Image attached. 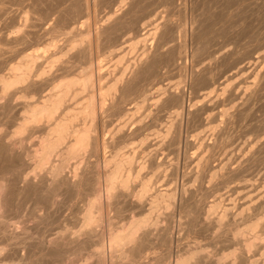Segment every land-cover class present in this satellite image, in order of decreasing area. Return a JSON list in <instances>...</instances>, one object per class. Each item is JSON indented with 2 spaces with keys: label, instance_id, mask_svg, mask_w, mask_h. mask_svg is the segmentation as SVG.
Segmentation results:
<instances>
[{
  "label": "rangeland",
  "instance_id": "374dc122",
  "mask_svg": "<svg viewBox=\"0 0 264 264\" xmlns=\"http://www.w3.org/2000/svg\"><path fill=\"white\" fill-rule=\"evenodd\" d=\"M11 1H8V4L7 2H0V7H2L0 8V20L2 19L0 21V37L3 36V34L9 36L25 34L27 39L25 37L24 41H21L20 44L9 43L7 46H3L5 48V66L0 68V74L6 72L9 65L16 63L26 53L30 52L35 54L41 53V57L37 59V64H41L40 66H46L45 57L50 56L54 50L55 52L59 51L60 46L66 45L65 43L68 42L71 35L76 34L79 31H83L87 33L86 40H88L86 43L89 44V46L91 45L90 60L92 59L91 69L93 70L94 78V86L91 90L95 98L98 95L96 93L98 92V89H96L98 88V85L95 81L97 76L103 75L100 83L107 85L113 74L118 68L124 65V63L134 62L137 60L144 49H154L158 38L154 39L152 36L146 35V39L144 41L137 44L134 43L138 39L145 36L144 34L147 33L154 23H164V26L166 27H161L160 33L162 32L163 41H169L166 42L164 46V49L168 53L165 56L167 57L169 55V58L167 57V59L165 56L162 58L165 57L166 60L169 61L171 55L169 54L170 51L167 49L182 43L184 44L182 53L183 56L181 55V57L177 59L176 65L178 66L168 65L162 69V77L147 80L144 84V90L146 91L145 97H142L138 89H135L133 94L127 98V102L124 103V107L130 109V111L124 112L125 114H118L117 112H110L111 110H107L101 112L99 111L95 115V131L93 132V135H95L98 141H103L105 142V146H108L105 147L101 145L99 141L97 150L98 153H87L88 157L86 156L85 163L91 167L90 169L88 168V170L90 172L91 170L93 172L96 170L99 175L102 176L104 167L101 164L103 163L104 157L109 156L112 151L118 148H122V150L126 151H130L131 149L133 151L135 150L134 152L136 153V156H138L136 160L137 162L147 160L146 166L141 170V174L142 176L150 177L152 182L150 184V191L147 192L146 196L139 204L135 203V200H132L134 198L125 197L122 198L120 203L117 205H111L110 207L103 205L100 230L106 233L108 218H112V220L121 224L126 222L130 215L140 216L142 213H145L149 207L150 201L152 200V195L155 194L154 192L172 191L174 193V199L171 207L169 209L161 207L162 210L159 208V211H155L156 214L154 213V217L156 216L155 218H157L158 222L156 225L151 227L152 238H150L149 241L143 242L144 244H141L140 249L143 254L140 259L133 264H169L170 262H173L177 254H183V252L185 253L187 249L194 246L201 247V252L205 256L204 264H217L215 263V259L220 255L233 251L234 248V250L238 252L241 248V240L244 237H252L254 234L259 233L262 234L259 240L254 237H252V239H255L256 241L258 240L261 247H251L243 256L238 255L236 258L228 257L223 259L219 264H262L261 261L264 257V146L261 149L257 146L259 143L264 141V85L261 86L260 80H262V78L259 76L264 68V0H143L141 1L142 4H139L140 8H134V14L131 12L132 14L130 13L127 15L128 20L126 19L127 21L125 20V23L121 24L122 29L120 28V25H118L117 29L119 28L121 30L116 29L118 34L116 32L115 33L120 37V40H118L116 44L118 47H116L115 52L119 54L118 56L123 57L120 62H117V56H115L114 53H111L112 49L107 48L109 44L105 39L102 38L100 40L101 43L103 42L102 44L99 41V43L97 42V48L94 38L95 36L92 34L95 32V28L105 24L106 17L108 15L107 13H109L112 9V6L113 9L117 8L114 6L116 4H108V2L101 0L94 1V3L89 0L90 4L88 3L86 12L76 11V14L71 19H68V16L72 13V10L69 9V11L67 9L69 7H67L66 9L68 12L65 11L61 18L62 21L60 20L57 23V27L58 29L60 28L59 30L61 31L58 30L59 32H51L48 28L51 26L54 21L53 17L56 15L51 16L52 18L48 17L45 15V10L50 11L53 4L39 5L40 3L38 4V1L36 4L33 3V0ZM58 1L60 3L62 0ZM145 1L148 2L146 3ZM96 3L99 4L96 6ZM65 5L69 6V4L65 3L60 4L58 7H64ZM70 5L73 7V4ZM44 6H49L50 9L48 7L45 8ZM72 7L70 8L73 9ZM199 13H202L200 16L202 25L199 26V31L196 34L198 36H194L193 34L191 37L190 20L192 16ZM40 14L44 15L41 17ZM129 15H131V17ZM135 15L137 18L140 17L139 25L141 24L142 28L140 26L139 28L141 29L139 31L133 27L134 24L132 20L136 18ZM40 17L42 20H40ZM39 21H42L44 24L42 26L39 24L38 27L28 26ZM166 21L170 24L172 21L173 24L182 23L180 31H182V29L183 31L180 32L178 30V32H176L177 38L174 37V39H171V36H169L171 29H168V27L170 28V24ZM130 22L132 27H130ZM203 23L205 26H203ZM234 24L236 26H234ZM18 25L20 26V31L12 33L13 30L15 31L19 27ZM120 31H122V33ZM211 34L213 37H216L213 38ZM39 35L41 36L39 37ZM205 38L209 46L207 45L203 48L204 51L202 49L200 50L203 53L199 51L196 52L195 43H201ZM94 42L95 45H93ZM51 43L58 45L59 49H57V47L53 48L50 45ZM105 45L107 47H105ZM147 46H149V48ZM220 46L223 47L222 50L236 49L242 53H248L247 51L249 50V53H245L242 62L229 70L228 62H219L214 65L212 64L213 53L218 48H221ZM99 48L101 49L99 50ZM6 51L9 52L6 53ZM63 52L64 51L57 53L56 56H60V60L70 59V62H74H71V71L62 72L61 74L72 75L79 73L80 69L84 66V61L78 56L75 57L74 53L62 55ZM57 63L58 61L55 62L54 65L56 66ZM207 64H210V69L212 68L211 73H214L213 76H215V79L209 86H205L203 82H200V79L194 78L191 75V70L193 68L199 69L202 68L201 66ZM242 64H245L247 68L227 80L228 75ZM94 72L97 73V75ZM61 74H59V76ZM197 80L199 81L197 82ZM226 80L228 81L227 84L229 87L225 86ZM195 81L198 84L195 83ZM48 82L46 85L44 84V87L40 90L41 92H28L26 95L27 97L25 98H14L12 100V104H14L13 108L15 106L17 107L12 109L10 112L12 117H7V120L2 118L0 115V130L6 132L11 131L14 128L13 118L16 116L18 110L23 106V104L26 101L34 100L36 97L44 95L46 94L45 92L48 93L51 90L54 83L51 81ZM254 86H259V91L257 92L258 94H256L257 96L254 95L251 98H247L249 94L248 92H250L248 87L254 88ZM160 87L162 88L159 89ZM164 88L178 91L182 94V114H176L178 103L174 100L170 101L167 99L163 103L155 102V96ZM21 94H23V92ZM80 95L71 101L72 106H76L82 100L81 97L83 94ZM161 104H164L162 108L160 106ZM203 104H206V106L204 105V107ZM234 104L237 105V107L242 108V116L237 117L235 121L230 123V116L228 114L235 109ZM136 105L141 106L136 110L134 109ZM201 106L205 109L203 108L202 110ZM192 108L198 109V111L200 110V112H198V114H200L195 118L193 117L194 119L192 118V121H187L186 123V120L189 118L187 111ZM179 109L178 111H180ZM134 111L135 114L130 115ZM13 112H15V114ZM4 121L7 122L4 123ZM171 123L172 126L170 132L165 135L164 130ZM122 125L123 130L120 133H117V128ZM177 127L180 138L174 144L173 137L175 136ZM36 135L38 136L39 134L37 132L33 133L26 140L25 146L33 147L32 145L35 143L37 138ZM213 141L217 145V147L212 151L213 157L210 159L209 165L204 170L201 179H195L194 173L199 169L198 162L203 156L209 154L210 151L207 150L203 143L206 144ZM149 158H152L153 162L148 161ZM93 163L98 165L97 169L91 166L94 165ZM228 169L230 170L228 171ZM28 171H30L29 168L27 169V172ZM89 171L87 175L88 177H91L93 172L90 173ZM213 172H217V174L212 176ZM222 173L224 176H221ZM64 174H66V176L70 175V168H66ZM100 180H102V178ZM88 181L89 180H86V183L83 186L84 188L80 191L81 195L79 193L76 194L71 192L72 189L69 185H66L68 187L62 185L60 189L63 191H60V189L58 190L59 193H57L54 197V204L50 207L48 206V208L46 201L47 196L49 195L44 196L40 193V195L37 193L35 194L33 189L24 191L19 195H13L12 199L14 200L12 202V207L14 210L13 208L11 209L9 216L14 221L20 222L18 226H24L27 228L26 233H23V235H26L29 238L39 237V235L48 234V232L52 233L51 231H53L54 234L58 231V229L61 230L62 228H71L69 230H74L76 227L75 225H77L76 221L78 220L77 217L79 216V211L84 206L86 199L90 195V191H87L89 190ZM132 186H136V183ZM63 187L65 189H63ZM188 189L196 190L193 198H185V196L189 194ZM197 191L199 192L197 193ZM38 196H41L43 199ZM14 197H16V200ZM101 200L102 202L104 201L103 197ZM194 202H199L200 205L203 204L205 206L212 205V203H219L220 207H218L217 210L212 213L213 215L211 214L209 216V218L202 219L200 222L190 225L189 222H187V211L193 210L196 204H194ZM36 203H38L39 207L37 214L41 215L42 220H40V222L42 224L37 223L31 213L32 208ZM182 209L184 210L182 211ZM222 209H226L227 212L226 217L223 220L224 227L222 226L223 228L221 227L219 229L208 227L206 223L210 219H214L217 213H219ZM203 218L205 217L203 216ZM168 220H170V222H168ZM253 221L257 222V227L252 231H248L249 234L246 233L240 237H236L235 240L227 239L225 233L227 227L231 228L232 226V228L238 230H241L242 228V230H244V228ZM199 223L201 225H199ZM166 224L170 227L169 235H167L164 231L167 227ZM189 226L193 228H190ZM39 229L42 230L40 231ZM168 238L170 239V244L166 241ZM7 248H9V251H12L13 253L18 251L20 254L24 253L25 255L35 251L36 252L33 253V256H31L32 259L26 260L25 262L19 260L17 258L18 256H14L12 259L6 261V264H51L52 262L51 256L45 255L44 252L39 251V247L34 246L32 243L26 245L21 244L20 247L19 245L11 244ZM96 249L97 245L94 237L85 240V242L80 246H73L69 248L64 247V257L60 258V261H58L57 264H80V260L84 258V256H89L87 264H108L109 259H106L109 254L108 249H104L106 257L104 256L103 260H99L97 255L94 254ZM14 258L17 259L15 260Z\"/></svg>",
  "mask_w": 264,
  "mask_h": 264
},
{
  "label": "bare ground",
  "instance_id": "6f19581e",
  "mask_svg": "<svg viewBox=\"0 0 264 264\" xmlns=\"http://www.w3.org/2000/svg\"><path fill=\"white\" fill-rule=\"evenodd\" d=\"M8 1L10 2L11 0H0L1 3L7 2V4H8ZM37 1H38V4L40 3L39 5H41V4H44V5L45 4H47V5L53 4V6L50 5L51 6L50 11L47 10L48 11L47 12L45 10V12H46L45 15L48 17L56 15L53 17L54 21L53 22L51 21L52 24L48 28V30H50L51 32L61 31V30H59L60 28L58 29L57 23H58V21L61 20L62 16L64 15L63 13L65 11H67V9L72 10V13H70V15L68 16V19H71L76 14V11H81V12L85 13L87 8H88V3H89V0H62L60 3L58 0H33V3H36ZM90 1L94 2V1H98V0H90ZM101 1L108 2V4H116L114 6H116L117 8L113 9V6H112V9L109 11V13H107L108 15L106 17L105 24L95 28V32L93 31L94 33H92V34H94V36H95L94 38L96 41V47H97V44L99 42L101 43L100 40L102 38L105 39L109 44L108 47L106 45H105V47L111 48L112 49L111 53L112 54L114 53V55L117 56V62H120L123 59V57L118 56L119 54L115 52L116 47H118L116 44H117L118 40H120L119 39L120 37L117 35L118 33L116 31L122 29L121 24L125 23V20L127 19V15L130 14L131 12L134 14V11H135L134 8H136V7L140 8L139 4H142L141 1H143V0H101ZM170 1H172V0H170ZM11 2H13V1H11ZM15 2H14V4H15ZM33 3H32V5H33ZM65 3L69 4V6L65 5L64 7H58L60 4H65ZM70 4H73V7ZM98 4L96 3V6ZM103 4H104V2H103ZM46 7H48L50 9L49 6H46ZM67 7H69V8H67ZM70 7H72L73 9H71ZM0 8H2V7H0ZM237 9H239V8H237ZM38 10H37V12H38ZM42 10H41V12H42ZM182 11H183V9H182ZM45 12H43V13H45ZM147 12H148V10H147ZM54 13H56V14H54ZM144 13H145V11H144ZM201 14L199 13V14H196L192 17L190 16L191 17V20H190L191 21V28H190L191 37L193 36V34H194V36L197 34V32L199 31V26L202 25L201 19H200ZM233 14H235V13H233ZM37 15H39V14H37ZM43 15H41V17ZM129 16L131 17V15H129ZM144 16H145V14H144ZM14 17H15V15H14ZM135 17H136V15H135ZM144 18H146V17H144ZM204 18H206V17H204ZM65 19H67V18H65ZM40 20H42V18ZM139 20H140V17L139 18L136 17L135 19L132 20L133 24H134L133 27L137 31H139L142 28L141 24L139 25ZM204 21H206V20H204ZM39 22H34L33 24L28 25V26H31V27L37 26L38 27L39 24H40V26H42L44 24L42 21H39ZM131 22L129 23L131 25L130 27H132ZM172 22H171V24L168 22L167 23L170 24V28L168 27V29H171V33L169 32V34H170L169 36H171V39H174V37H176V32H178V30L180 31V29L182 27V25H181L182 23L181 24H176V23L173 24ZM167 23H166V25H167ZM47 24H49V23H47ZM118 25H120L121 29H119V28L117 29ZM61 26H63V25H61ZM140 26H141V28H139ZM163 26H164V23H160V22L154 23L153 26L147 31V33L144 34L145 36L142 35L143 37L138 39L134 43V44H137V43L144 41L146 39V35H148V36H152L154 39L158 38L156 41V44H155L156 45L155 48L152 50L144 49L142 51L141 55L139 56V58H137V60H135L134 62L124 63V65H122L120 68H118L117 71L113 74L111 79L108 81L107 85L100 83L103 75H98L97 78L95 77L96 78L95 81L98 85L97 86L98 88L95 87L96 89H98V92H96L98 94V95L96 94L97 95L96 98L93 96L92 90H91L94 86L93 70L91 69V60L92 59L90 60V58H91L90 57V53H91L90 52V46L91 45L89 46V44L86 43L88 40V39L86 40L87 33L83 32V31H79L76 34L71 35V38L68 40L67 43H65L66 45L60 46L59 51L55 52V50H54L53 53L51 52L52 54L50 56H48V57L44 56L46 58V64H47L46 66H40L41 64L40 65L37 64V61H38L37 59L39 57H41V53L35 54V53L30 52V53H26L16 63L9 65L8 68L6 67L7 71L0 74V115L2 116V118H5V120H7V117L9 118V116L12 115V114L10 115V112L12 111V109H15V107H17V106H15L13 108L14 104H12V100L14 98H18V97H20V98L24 97L25 98V97H27L26 95L28 92L32 93L35 91H40L44 87V84L46 85V83L48 81H51L52 83H54V85L52 86L51 90L48 93L45 92L46 94L40 95V96L36 97V99H34V100H28L23 104V106L21 105L22 107L18 110V113H17L18 115L16 114V116L13 118V121H14L13 127L14 128L11 131L6 132V131L0 130V165H1L0 166V264H6V261H8L9 259H12V257H14V256L15 257L18 256L17 258L19 260L25 262L26 260L32 259L31 256H33L34 255L33 253L36 252L34 250L35 252L28 253V255L27 254L25 255L24 253H23L24 255L20 254L18 251H15L13 253L12 251H9V248H7L11 244L12 245L13 244L19 245V247H20L21 244L26 245V244L32 243V244H34V246L39 247V251H42V252H44L45 255L52 257L51 258L52 259L51 264H57L58 261H60L59 259L64 257V251H63L64 247L69 248V247H73V246H80L85 242V240L92 238V237H94L96 239L97 249H96V251H94V254L97 255V258L99 260L104 259V256H105V252H104L105 250L104 249L105 248L108 249V253H109L108 258H106L107 260L109 259L108 264H133L138 259H140V257L143 254L141 249H140L141 244L145 241H149V239L152 238L151 227L156 225L158 222L157 218H155L156 216L154 217L155 211H157L159 208L161 209V207H163L165 209H169L173 203L174 193L172 191L154 192L155 194L152 195L153 197H152V200L150 201V204H149L147 211L145 213H142V215H140V216H134V215L131 216L130 215L129 218L127 217L128 220H126V222H124V223L119 224L118 222H115L114 220H112V218H108L107 231H106V233H104L100 230V228H101L100 226H101V222H102L103 205H105L106 207H110L111 205H117L120 203V200L122 198H125V197H128V198L132 197V198H134L132 200L133 201L135 200L136 201L135 203L139 204L144 199L147 192L150 191V184L152 183L151 178L142 176V174H141V170L144 169V167L146 166L147 160L137 162L136 160H137L138 156H136V153L134 152L135 150L133 151L130 149V151H126V150H122V148H118V149L112 151L109 156L104 157L103 163L102 164L100 163L104 167L103 168L104 169L103 175L100 176L98 171L94 170V172H93L91 170V172H93L91 177H88V175H87L88 171H89L88 168L90 169L91 167H89L85 163V160H86L87 153H94L95 154L98 150V145H99L100 140L98 141V139L95 137V135H93V132L95 131V115H96V113L99 111L101 112V111L111 110L110 112L114 111V112H117L118 114H122L124 112L130 111L129 108L124 107V103L127 102V98H129L131 96V94H133L135 89L136 90L138 89V91L140 92L142 97H145L146 91L144 90V84L146 83V81L162 77L163 76L162 69L168 65H170V66L176 65L177 59H179L181 57V55L183 53V45L184 44L179 43V44L174 45L171 48L167 49L168 51H170L169 54L171 56H170L169 61L166 60V58L169 55L167 57L165 56L168 53L164 49V46H165L166 42H169V41H166V40L163 41V36L161 34L162 32L160 33V29ZM203 26H205V24ZM234 26H236V25L234 24ZM126 27H128V26H126ZM165 27L166 26H164V28ZM19 28H20V26L15 31L13 30L12 33L20 31ZM27 28H29V27H27ZM201 28H200V30H201ZM215 28H213V29H215ZM92 30H93V28H92ZM26 31H25V33H26ZM122 31H120V32L122 33ZM182 31H183V29H182ZM182 31H180V32H182ZM45 32H46V30H45ZM217 32H219V31H217ZM66 33H67V31H66ZM214 33H215V31H214ZM220 33H222V32H220ZM165 34H167V33H165ZM165 34H164V36H165ZM40 36L41 35H39V37ZM196 36H198V35H196ZM202 36H204V35H202ZM207 36H209V35H207ZM211 36H212V34H211ZM25 37L27 39V36H25V34L18 35V36L17 35L9 36V35L3 34V36L0 37V68L5 66V59H4L5 58L4 57L5 48L3 46L4 45L7 46V44H9V43H15V44L19 43L20 44L21 41H24ZM215 37H213V38H215ZM92 39H93V37H92ZM209 40H212V39H209ZM106 41H104V42H106ZM42 42H43V40H42ZM194 43H195V41H194ZM207 43L208 42L206 41V38L201 43H199V42L197 44L195 43V51L196 52L197 51L202 52V51H200L201 49L203 50V48H205L207 45L209 46V44H207ZM105 44H107V43H105ZM50 45L53 48L57 47V49H59L58 45H56V44L51 43ZM93 45H95V42ZM212 46H214V45H212ZM21 47H22V45H21ZM147 47L149 48V46H147ZM222 48L223 47L218 48L216 51H214L212 64L214 65V64L219 63V62H222V63L228 62V66L230 67V68L228 67L229 70L236 67L238 64H240L242 62L243 57L245 56V53H246V52L245 53L239 52L236 49H224V50H222ZM96 49H94V50H96ZM100 49L101 48H99V50ZM62 51H64L62 53V55L74 53L75 57L78 56L80 59H82L84 61V66L80 69L79 73H76V74L71 73L72 75H69V74L67 75L66 73H65L66 75L61 74L62 72L71 71V64H72L71 62H74V61L70 62V59L69 60H66V59L60 60V56H56V55H57V53H61ZM7 52H9V51H6V53ZM247 52L249 53V50ZM12 53H13V51H12ZM47 53H48V51H47ZM248 53H246V54H248ZM163 56H165L166 58L165 57L162 58ZM61 57H64V56H61ZM70 57H72V56H70ZM6 58H7V56H6ZM72 59H75V58H72ZM57 61H58V63L55 66L54 63ZM176 66H178V65H176ZM201 67L202 68H199V69L193 68L191 70V75L194 78L200 79V82H203L205 86H209L213 82V80L215 79V76H213L214 73L213 74L211 73L212 68L210 69V64H207V65H204ZM246 68H247V66L245 64L240 65L235 71L231 72L228 75L227 80H228V78L235 76L239 72L244 71ZM94 71H97V70H94ZM215 72H217V71H215ZM59 74H61V75L59 76ZM95 74L97 75V73H95ZM259 76H261L260 78H262V80H260V82H261V86H263L264 85L263 84L264 83V68L261 71V74ZM194 78H193V80H194ZM227 80L225 81V83H226L225 86L229 87L227 84V82H228ZM198 81L199 80H197V82ZM197 82L195 81V83H197ZM192 85H193V83H192ZM161 88L162 87H160L159 89H161ZM248 88L250 89V92H248L249 94L247 93L248 94L247 98H251L252 96L258 94L257 92L259 91V86L258 87L254 86V88L253 87H248ZM22 92H23V94H21ZM80 94H83V96L81 97L82 100L76 106H72L71 101ZM231 94H232V92H231ZM167 99L170 101L171 100L176 101V103H178V109L180 108L179 109L180 111H178V109H177L176 114H178V115H179V113L182 114L181 113L183 110L182 94H180L178 91L168 90V89L164 88V89H162L161 92H159L155 96V102L156 103H158V102L163 103ZM13 103H15V102H13ZM163 105L164 104L160 105L161 108L163 107ZM204 105L206 106V104H203V106ZM140 106L141 105H136L134 107V109L137 110V109H139ZM234 107H235V109L233 108L234 110L228 114L230 116V123L235 121V119L237 117L242 116V108L237 107V105H235ZM201 108H202V106H201ZM203 108H202V110H203ZM198 112H200V110L198 111V109H194V108L188 109L187 115L189 118L186 120V123H187V121L188 122L192 121L193 117L194 118L197 117L200 114V113L198 114ZM13 113L15 114V112H13ZM133 114H135V111L132 112V114H130V115H133ZM113 115H114V113H113ZM6 122L4 121V123H6ZM171 126H172V123L166 127V129L164 130L165 135H167L170 132ZM122 130H123V125L118 127L116 132L120 133ZM35 132H37L39 135L38 136L36 135L37 138H36L35 143L32 145L33 147L25 146L26 140ZM179 138H180V134H179L178 127H177V131H175V136L173 137L174 144H175V142H177L179 140ZM115 140H116V138H115ZM100 143H101V145L105 146V142L100 141ZM203 145L207 148L208 151L209 150L210 151H209V154H207L206 156H203L200 159V161L198 162V168L199 169L194 173L195 179H201L204 170L208 167L209 161L213 157L212 151L217 147V145L214 141L211 143H206V144L203 143ZM107 146H105V147H107ZM263 146H264V141L259 143V145L257 147H259V149H261ZM148 161L153 162L152 158H149ZM91 166L96 168V169L98 167L97 164H94ZM28 168L30 169V171L27 172ZM66 168H70V175H68V176H66V174H64V171ZM229 170L230 169H228V171ZM216 174H217V172L216 173L213 172L212 176H215ZM218 174H219V171H218ZM210 176H211V174H210ZM221 176H224L223 173ZM101 178H102V180H100ZM86 180H89L88 181L89 182V190H87V191H90V195L88 196L87 199L85 198L86 202H85V204L83 203L84 206L81 209L79 208L80 211H79V216L77 217L78 220L76 219L77 225H75L76 227L74 230H69L71 228H69V229L62 228L61 230L58 229V231L55 232L54 234H53V231H51L52 233L48 232V234H42V235H39V237L29 238L26 235H23V233L24 234L26 233L27 228H25L24 226L23 227L18 226L20 222L14 221L9 216V212L13 208L12 207V202L14 200V199H12L13 195L14 196L19 195L24 191H27V190L29 191V189H33V192L35 194L40 193V194H43L44 196L49 195V196H47V201H46L47 202V208H48V206L50 207L54 204V199H55L54 197L57 193H59L58 190L61 188L62 185H64V186L69 185V187H71V189L73 190V191L71 190V192L76 193V194H78V193L80 194V191L82 190V188H84L83 186L85 185ZM134 183H136V186H132ZM101 186H102V189H101ZM66 187H68V186H66ZM63 189H65V188L63 187ZM61 190L62 189H60V191ZM85 190H86V188H85ZM188 190H189V192L188 191L187 192L189 194L186 192L188 195H186L185 198L186 199L193 198L196 190H194V189H192V190L188 189ZM198 192L199 191H197V193ZM71 196H72V194H71ZM102 197L104 199L103 202L101 200ZM14 198L16 200V197H14ZM39 198H41V196ZM82 198H83V196H82ZM41 199H43V198H41ZM181 199H183V198H181ZM32 203H34V202H32ZM194 204H195V207L193 208V210L187 211V216H188L187 222H189L190 225H194V223L200 222L202 219L209 218V216L213 212H215L218 207H220L219 203H212V205H209V206H205L203 204L200 205L199 202L198 203L194 202ZM65 206H67V205H65ZM137 206H139V205H137ZM16 207H17V205H16ZM186 207H188V206H186ZM45 209H46V207H45ZM13 210H14V208H13ZM38 210H39L38 203H36L33 206L31 213L33 215V218L36 219V222L41 223L40 220H42V217H41V215L37 214ZM183 210L184 209H182V211ZM226 213H227L226 209H222L219 213H217L216 217L215 218L213 217L214 219H210L206 223V225L208 227H212L214 229L215 228H218V229L221 228L223 226V220L226 217ZM54 215H57V214H54ZM203 216L205 218H203ZM122 221H124V220H122ZM168 222H170V220H168ZM168 224H166L167 227L165 226L166 228L164 229V231L167 235L170 234V227ZM199 225H201V224L199 223ZM256 227H257V222H255V221L248 224L244 228V230H242V228H241V230H238V229L232 228V226H231V228L227 227V229L225 228L226 229L225 230L226 237L229 240H235L236 237H240L241 235H244L246 233L249 234L248 231H252ZM190 228H193V227H190ZM205 230H206V228H205ZM44 233H45V231H44ZM261 235L262 234H260V233L254 234L252 237L259 240ZM252 237H244L241 240V246H240L241 248L238 250V252L236 250H234L235 249L234 248L233 251H230L226 254H222L219 257H217L215 259V263L219 264L222 262L223 259L228 258V257L236 258V257H238V255L243 256L245 253H247L249 251V249L251 247H256V248H259V246L261 247L260 242H258V240L256 241L255 239H252ZM162 238H164V237H162ZM169 238L166 240L168 244H170ZM166 241H165V243H166ZM201 251L202 250H201L200 246L191 247V248L187 249L185 253L183 252V254H180V253L177 255L175 254L176 256H175L173 262H170L169 264H204L205 263V256L202 254ZM42 252H41V254H42ZM77 252H79V251H77ZM263 255H264V253H263ZM88 258H89V256H86V257L84 256V258H82V259L80 258L81 259L80 264H87ZM37 260H39V259H37ZM34 263H35V261H34ZM261 263L264 264V257L262 258ZM146 264H149V263H146Z\"/></svg>",
  "mask_w": 264,
  "mask_h": 264
}]
</instances>
